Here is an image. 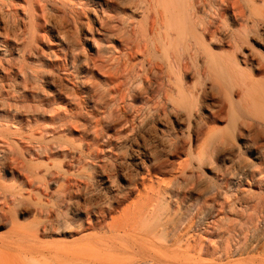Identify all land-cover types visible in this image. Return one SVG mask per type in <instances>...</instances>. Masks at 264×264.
I'll return each instance as SVG.
<instances>
[{
	"label": "bare ground",
	"instance_id": "bare-ground-1",
	"mask_svg": "<svg viewBox=\"0 0 264 264\" xmlns=\"http://www.w3.org/2000/svg\"><path fill=\"white\" fill-rule=\"evenodd\" d=\"M60 1L59 8L51 9L57 17L43 23L39 12L51 0H0V24L7 30L2 46L6 52L14 47L8 29L14 27L22 33L23 45L29 47L47 40L40 33L56 34L62 50L72 55L87 50L90 44L105 61L124 57L120 75L107 78L114 85L111 94L118 95L113 102H120L105 118L102 132L108 146L114 145L117 136L141 138L170 157L152 160V165L178 162L185 167L214 158L235 164L233 175L240 182L257 175L252 170L254 165L235 155L243 147L264 162V0ZM50 49L56 50L53 46ZM124 122L131 123L130 127L117 132ZM185 130L187 140L183 139ZM128 132L133 136L129 138ZM238 141L240 147L236 146ZM20 148L0 147V228H10L0 235V264H86L85 255L95 237L75 244L42 240L97 230L114 210L113 205L103 208L90 201L74 204L71 195H64L59 208L78 214L61 219V209L55 212L51 201L34 203L29 211L37 217L34 228L22 232L17 216L27 199L19 190L37 187L31 178L39 175L37 167L25 170L23 158L49 161L53 154L47 149L23 153ZM183 152L190 159L180 162ZM7 181L18 184L19 192L9 193L3 186ZM41 196L50 198L44 191ZM124 200L117 196L112 204L120 205ZM121 224L105 229L118 236Z\"/></svg>",
	"mask_w": 264,
	"mask_h": 264
},
{
	"label": "rangeland",
	"instance_id": "rangeland-1",
	"mask_svg": "<svg viewBox=\"0 0 264 264\" xmlns=\"http://www.w3.org/2000/svg\"><path fill=\"white\" fill-rule=\"evenodd\" d=\"M61 4L60 0L44 3L41 21L56 18L51 9ZM18 9L22 16V7ZM23 23L27 28L28 19ZM8 29L14 47L6 52L2 41L7 30L0 24V147L16 150L19 146L23 153L47 149L53 154L49 161L23 158L25 170L37 167L39 175L31 178L37 187L19 190L27 199L20 208L28 209L17 216L22 232L34 228L37 217L29 212L34 203L49 200L55 212L61 209V219L74 218L78 213L59 208L63 196L71 195L74 204L90 201L103 208L111 204L114 209L108 212L101 226L104 229L42 240L75 244L95 237L98 243L89 244L86 264H127L141 259L137 264H264L262 159L243 147L237 151L236 158L254 165L252 170L257 173L240 182L230 161L210 158L202 165L180 167L174 162L158 166L150 161L170 157L147 140L117 136L114 145L108 146L102 132L105 118L120 102H113L118 95L111 94L114 85L107 78L120 75L125 58L105 61L90 44L85 48L88 51L72 55L62 50L56 34L40 33L47 40L29 47L23 45L20 31ZM127 113L132 112L127 109ZM130 124L124 122L117 132ZM183 132L187 140L186 130ZM126 135L130 138L133 133ZM180 157V162L190 159L185 152ZM4 185L9 193L20 189L14 182ZM42 191L50 198L41 196ZM117 196L125 198L120 205L112 204ZM114 223H122L118 236L105 229ZM9 229L0 228V235Z\"/></svg>",
	"mask_w": 264,
	"mask_h": 264
}]
</instances>
